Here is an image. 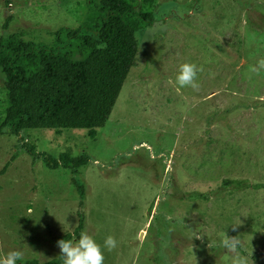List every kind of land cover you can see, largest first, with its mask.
I'll use <instances>...</instances> for the list:
<instances>
[{
  "label": "rangeland",
  "instance_id": "1",
  "mask_svg": "<svg viewBox=\"0 0 264 264\" xmlns=\"http://www.w3.org/2000/svg\"><path fill=\"white\" fill-rule=\"evenodd\" d=\"M87 1L0 0V36L51 43L60 26L84 20ZM130 2L154 23L135 32V63L95 138L83 128L0 132V171L10 161L0 172V255L19 249L18 264L42 263L58 256L56 237L87 231L101 246L116 238L104 264H231L227 233L250 264H264V69L250 71L264 60V0ZM186 62L199 69V91L176 84ZM4 81L0 68V123ZM25 142L55 156L85 152L88 163L50 169Z\"/></svg>",
  "mask_w": 264,
  "mask_h": 264
},
{
  "label": "trees",
  "instance_id": "2",
  "mask_svg": "<svg viewBox=\"0 0 264 264\" xmlns=\"http://www.w3.org/2000/svg\"><path fill=\"white\" fill-rule=\"evenodd\" d=\"M153 23L152 10H137L130 0H88L84 20L75 27L60 26L51 43L25 40L21 32L0 36V68L8 98L0 132L6 127L13 134L36 128H83L95 138L135 63V32ZM23 147L50 169L62 166L77 173L89 159L85 152L55 156L36 151L28 142ZM71 181L82 197L83 186L74 177ZM83 226L80 214L73 234ZM71 238L72 233L66 232L55 242ZM59 256L60 251L48 261L25 264H63Z\"/></svg>",
  "mask_w": 264,
  "mask_h": 264
},
{
  "label": "clouds",
  "instance_id": "3",
  "mask_svg": "<svg viewBox=\"0 0 264 264\" xmlns=\"http://www.w3.org/2000/svg\"><path fill=\"white\" fill-rule=\"evenodd\" d=\"M264 69V60L258 62V66L250 67L253 73H259ZM198 67L193 63H183L180 66L179 74L176 77V84L180 88L190 87L194 91H199L200 83L198 81ZM237 225H233V230H236ZM197 239H202L196 235ZM118 245L114 236H107L101 246L87 231L80 233L79 239L75 242L72 240L61 239L57 241V246L60 249V256L63 264H104V251L106 248L109 252L113 251ZM209 248L214 247L212 243ZM220 247L231 253V264H250L249 256L241 253L243 241L240 236L230 237L224 233L220 241ZM251 255V254H250ZM24 252L22 250L8 251L5 255H0V264H18L23 261Z\"/></svg>",
  "mask_w": 264,
  "mask_h": 264
}]
</instances>
